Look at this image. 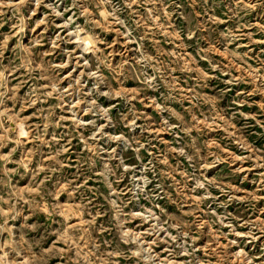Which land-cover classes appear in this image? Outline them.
<instances>
[{
  "label": "rangeland",
  "instance_id": "1",
  "mask_svg": "<svg viewBox=\"0 0 264 264\" xmlns=\"http://www.w3.org/2000/svg\"><path fill=\"white\" fill-rule=\"evenodd\" d=\"M0 264H264V0H0Z\"/></svg>",
  "mask_w": 264,
  "mask_h": 264
}]
</instances>
